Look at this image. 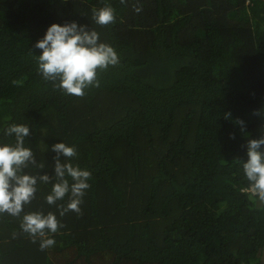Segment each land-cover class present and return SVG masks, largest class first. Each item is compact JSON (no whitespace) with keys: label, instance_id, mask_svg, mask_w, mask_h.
<instances>
[{"label":"trees","instance_id":"16d2710c","mask_svg":"<svg viewBox=\"0 0 264 264\" xmlns=\"http://www.w3.org/2000/svg\"><path fill=\"white\" fill-rule=\"evenodd\" d=\"M105 4L115 22L100 26ZM71 21L119 56L83 97L55 89L34 58L47 28ZM12 123L30 127L25 146L45 164L28 172L52 174L64 142L92 177L82 214L63 217L67 197L48 205L52 184L38 183L24 211L65 225L44 251L0 215V264L260 263L264 206L235 160L264 134V0H0V130Z\"/></svg>","mask_w":264,"mask_h":264},{"label":"clouds","instance_id":"9594fccd","mask_svg":"<svg viewBox=\"0 0 264 264\" xmlns=\"http://www.w3.org/2000/svg\"><path fill=\"white\" fill-rule=\"evenodd\" d=\"M126 5L128 0H120ZM139 13L142 6L133 5ZM115 10L108 4L93 9L92 19L97 25L107 26L115 22ZM34 47L42 50L35 55L38 64L37 71L45 81L53 83L55 89L65 95L83 97L85 90L100 87L98 73L106 71L110 66L119 64V56L115 49L107 43L100 42L99 34L88 25H80L76 21L65 22L63 25L53 23L47 28L42 39ZM17 81H13L16 84ZM256 110L254 115H259ZM225 119H231V113L224 114ZM241 133L247 137L246 124L237 119ZM5 137L13 138V142L0 143V215L7 214L20 219V229L32 238L33 243L39 238L41 251L55 245L50 234H56L65 227L56 214L43 211L25 212V206L36 198L38 183L52 184L50 194L45 197L48 205L58 204L59 215L63 217L68 212L82 214L81 205L86 191L90 188V171L81 169L71 161L77 156L75 146L64 142L54 143L50 151L52 157V174L33 175L27 170L38 168L43 170L45 164L38 161L36 153L25 146V139L30 136V127L26 124L12 123L0 130ZM235 139V134H230ZM247 159L237 158L235 161L242 166L248 187L242 191L251 193L264 206V134L258 138H248L246 144ZM13 233V237H16Z\"/></svg>","mask_w":264,"mask_h":264},{"label":"water","instance_id":"95a60500","mask_svg":"<svg viewBox=\"0 0 264 264\" xmlns=\"http://www.w3.org/2000/svg\"><path fill=\"white\" fill-rule=\"evenodd\" d=\"M259 264H264V245L261 251V255H260V263Z\"/></svg>","mask_w":264,"mask_h":264}]
</instances>
